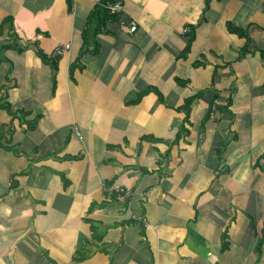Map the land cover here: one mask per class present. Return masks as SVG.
Returning a JSON list of instances; mask_svg holds the SVG:
<instances>
[{
    "label": "crops",
    "instance_id": "crops-1",
    "mask_svg": "<svg viewBox=\"0 0 264 264\" xmlns=\"http://www.w3.org/2000/svg\"><path fill=\"white\" fill-rule=\"evenodd\" d=\"M0 264H264V0H0Z\"/></svg>",
    "mask_w": 264,
    "mask_h": 264
},
{
    "label": "built area",
    "instance_id": "built-area-1",
    "mask_svg": "<svg viewBox=\"0 0 264 264\" xmlns=\"http://www.w3.org/2000/svg\"><path fill=\"white\" fill-rule=\"evenodd\" d=\"M108 7L110 9L111 12L115 13V12H119L122 9V4L117 2V3H113V2H109L108 3ZM137 29V25L133 24L131 27L132 31H135ZM68 50V45H60L59 47H57L54 52L52 53V56L57 58L59 56H62L66 51Z\"/></svg>",
    "mask_w": 264,
    "mask_h": 264
},
{
    "label": "trees",
    "instance_id": "trees-1",
    "mask_svg": "<svg viewBox=\"0 0 264 264\" xmlns=\"http://www.w3.org/2000/svg\"><path fill=\"white\" fill-rule=\"evenodd\" d=\"M103 7L101 6H98L97 8H96V10L93 12V14H92V18L93 17H95V16H101L99 13L101 12V9H102ZM39 53L40 54H42V55H44L45 56V58H50V56L49 55H47L44 51H42V50H39ZM51 61H52V64H54V65H56V61L55 60H53V59H51ZM53 65V66H54Z\"/></svg>",
    "mask_w": 264,
    "mask_h": 264
}]
</instances>
